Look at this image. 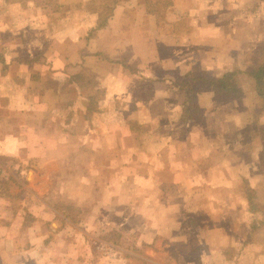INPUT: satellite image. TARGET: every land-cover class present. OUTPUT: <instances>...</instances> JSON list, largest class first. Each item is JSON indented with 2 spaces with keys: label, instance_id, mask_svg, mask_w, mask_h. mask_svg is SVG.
Returning <instances> with one entry per match:
<instances>
[{
  "label": "rangeland",
  "instance_id": "rangeland-1",
  "mask_svg": "<svg viewBox=\"0 0 264 264\" xmlns=\"http://www.w3.org/2000/svg\"><path fill=\"white\" fill-rule=\"evenodd\" d=\"M41 1L52 6L56 0ZM114 1L75 4L92 7L90 12L96 13V25L102 15L110 12ZM30 2L31 17L38 19V13L33 12L38 1ZM140 2L158 13L170 4V0ZM62 6L70 12L69 5ZM93 28H87L88 38L93 35ZM3 34L2 38L8 37L6 32ZM259 43L252 54L254 62L264 59V42ZM4 53L0 47V56ZM77 67V82L86 89L74 90L68 84L59 88L52 98L47 94V103H60L64 110L53 111L47 107L41 114L42 122L40 117L36 121L25 117L31 103L23 108L15 100V108L6 109L7 103L0 98L3 106L0 115L12 120V123L0 124V133L8 131L20 136L16 154H0V264H264V127L257 125L262 118L264 101H258L253 79L243 72L236 74L235 80L244 94L235 101L242 106L243 100H247L249 117L255 125L244 127V124L242 128L228 125L226 122L230 121L234 109L225 106L226 102L218 104V111L223 113L221 126H214L212 133L198 135L195 141L189 138L191 133L184 136L188 147H215L221 155L217 160L218 170L203 171V180L194 187H185V196L199 202L190 205L193 212L179 224L185 232L183 237L174 239L166 235L172 228L158 221L163 217L158 209L165 211L166 207L157 204V197H165L168 190L158 189L151 173L152 160L147 151L152 135L142 133L138 139L123 133L118 137L123 106L117 103L115 111L110 110L114 99L106 98L103 82L85 64ZM185 78H191L187 80L191 82H186L184 88L194 94V102L187 112L190 119H196L202 110L195 94L207 89L206 77L198 72ZM54 81L53 76L43 77L35 94H42L47 85L55 87ZM178 82L182 84L183 80ZM132 84L140 90L151 85L144 78ZM77 91L83 99L74 103ZM181 96V91L175 92L174 99ZM29 101L32 102V97ZM254 103H258V109L252 108ZM234 108L238 109L236 104ZM243 111L247 118V108ZM104 112L108 115H102ZM93 113L95 117L88 118ZM61 120L67 121L65 125ZM112 123L113 134L109 133L104 140L103 130L107 131L108 124ZM185 128L182 125L176 128L178 138ZM206 128L210 131L208 124ZM154 129L158 133L161 128ZM61 134H67L64 141H58ZM58 144H63L61 148H72V155L53 156L57 161L43 164L47 157L30 153ZM104 147L122 151L102 152ZM89 150L94 152L91 157L86 155ZM46 173L50 174L49 179L45 178ZM162 174L161 179L168 178L169 173ZM39 181L44 189L41 193L37 192ZM248 188L254 190L253 212L247 204ZM185 189L171 191L178 190L179 194ZM153 227H158L163 234H156L158 229Z\"/></svg>",
  "mask_w": 264,
  "mask_h": 264
},
{
  "label": "crops",
  "instance_id": "crops-1",
  "mask_svg": "<svg viewBox=\"0 0 264 264\" xmlns=\"http://www.w3.org/2000/svg\"><path fill=\"white\" fill-rule=\"evenodd\" d=\"M36 1L38 4L33 12L38 13V19L31 17L30 0H0V47L5 50L0 56V98L7 103H4L8 107L6 109L15 108V100L23 108L31 103L25 117L32 121L40 117L39 122H42L41 114L47 107L63 111L64 106L62 108L60 103H47L46 95L52 98L59 88L68 84L74 90H82L83 86L76 78L79 71L77 65L83 63L88 66L106 87V98L109 101L114 99L110 110L115 111L117 103L124 108L123 123L115 125L118 137L123 133L138 139L142 133L152 135L147 151L152 160L151 173L158 189L168 190L165 197H157V204L166 207L165 211L158 209L163 216L158 221H163L168 229L172 228L165 233L167 236L171 235L174 239L183 237L185 232L179 224L193 212L190 205L199 202L185 196V187H194L196 182L203 180V171L214 173L221 155L215 147H188L187 137L184 136L191 133L189 138L195 141L198 135L212 133L216 126H221L223 113L218 111V104L226 102L225 106L234 109L230 121L226 122L228 125L236 124V128H242L244 124V127L246 124L255 125L249 117L247 100H243L242 106L233 99L223 102L208 84L207 89L195 94L201 113L196 119H190L187 111L194 102V94L184 87L192 77H185L198 72L210 80L225 72H243L250 77L247 71L264 61L254 62L255 58H252L260 46L259 42H264V0H170L160 13L149 12L140 0H121L112 7L105 25L96 29L89 38L87 28L95 26L96 13L90 12L92 7L76 4L88 1L92 5L99 0H56L52 6ZM62 4L65 7L69 5L70 12L66 11L67 8L63 9ZM4 32L8 36L5 39L1 37ZM47 76H53L56 86L47 85L42 94H35L39 81ZM138 78H144L151 85L138 89L132 84ZM182 80L180 84L178 81ZM83 88L86 89L85 86ZM180 91L181 99H174L175 92ZM256 96L258 99L257 93ZM79 98L83 99L78 92L74 103ZM1 103L0 108L3 107ZM235 104L238 109L234 108ZM257 104L254 103L255 107L251 104L252 108L258 109ZM243 105L248 111L245 113L247 118L244 117ZM262 111L257 125L264 127ZM94 115L88 118L92 119ZM65 122L61 120L64 125ZM1 123L9 124L12 120L0 115ZM207 124L210 131L206 128ZM179 125L186 127L181 138L176 136ZM107 127V131L103 130L104 140L109 133L113 134L114 123ZM156 127L161 128L158 133L154 129ZM64 136L67 134H61L58 141H64ZM19 137L8 131L0 133V154H16ZM62 145L30 153L47 157L43 161L46 164L51 160L57 161L51 158L53 156L72 155L73 149L61 148ZM104 148L102 152L122 151L121 148ZM93 153L89 150L86 155L91 157ZM163 172L169 173L165 180L161 179ZM45 178L49 179L50 174L46 173ZM207 178L210 180L211 176ZM214 179L217 180L216 177ZM39 185L37 192H44L41 181ZM44 186L47 188V185ZM179 187L185 190L179 194V189L171 191ZM175 229L177 231L174 232ZM156 234L163 233L158 229ZM157 239L159 236L153 241Z\"/></svg>",
  "mask_w": 264,
  "mask_h": 264
},
{
  "label": "trees",
  "instance_id": "trees-1",
  "mask_svg": "<svg viewBox=\"0 0 264 264\" xmlns=\"http://www.w3.org/2000/svg\"><path fill=\"white\" fill-rule=\"evenodd\" d=\"M117 3V0L114 1V4ZM156 3L154 5H157ZM112 8L110 9V12L106 13L105 15H102L93 30L102 27L105 25L106 18L111 13ZM147 10L153 11V9L147 8ZM247 74L253 79L254 81V87L257 92V95L261 99V101H264V61L252 68H250L247 71ZM236 73L235 72H225L220 77L215 78L213 80H210L208 78L204 79V82L212 88V90L215 92L216 96L222 101H226L228 98H232L233 100H238V98L241 97L243 94L242 89L237 84L235 80ZM252 189L248 188L247 193V200L248 205L250 207V211L253 212L255 208V203H253V195L251 194Z\"/></svg>",
  "mask_w": 264,
  "mask_h": 264
}]
</instances>
